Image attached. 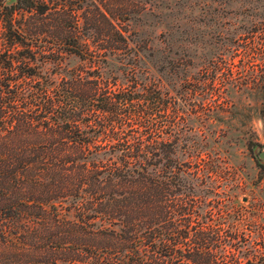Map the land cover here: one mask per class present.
Returning a JSON list of instances; mask_svg holds the SVG:
<instances>
[{"label":"trees","instance_id":"16d2710c","mask_svg":"<svg viewBox=\"0 0 264 264\" xmlns=\"http://www.w3.org/2000/svg\"><path fill=\"white\" fill-rule=\"evenodd\" d=\"M109 12L0 0V264H264L242 213L194 198L218 166L179 162L178 101L105 76L138 59Z\"/></svg>","mask_w":264,"mask_h":264},{"label":"rangeland","instance_id":"374dc122","mask_svg":"<svg viewBox=\"0 0 264 264\" xmlns=\"http://www.w3.org/2000/svg\"><path fill=\"white\" fill-rule=\"evenodd\" d=\"M46 1L110 9L138 59L126 66L112 61L105 76L124 83L133 71L178 101L184 112L174 122L170 113L165 130L183 136L179 162L194 157L218 166L213 187L195 186L194 198L219 200L231 214L242 213L239 239L264 245V0ZM78 65L71 56L64 73ZM220 227L230 235L229 226Z\"/></svg>","mask_w":264,"mask_h":264},{"label":"water","instance_id":"95a60500","mask_svg":"<svg viewBox=\"0 0 264 264\" xmlns=\"http://www.w3.org/2000/svg\"><path fill=\"white\" fill-rule=\"evenodd\" d=\"M259 157L264 159V150L263 151H259Z\"/></svg>","mask_w":264,"mask_h":264}]
</instances>
